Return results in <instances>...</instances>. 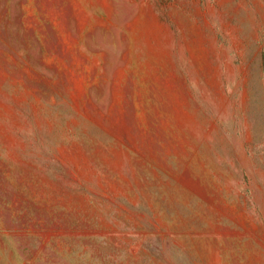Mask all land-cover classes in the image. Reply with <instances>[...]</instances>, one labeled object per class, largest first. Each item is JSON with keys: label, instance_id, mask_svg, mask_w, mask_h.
I'll return each instance as SVG.
<instances>
[{"label": "rangeland", "instance_id": "rangeland-1", "mask_svg": "<svg viewBox=\"0 0 264 264\" xmlns=\"http://www.w3.org/2000/svg\"><path fill=\"white\" fill-rule=\"evenodd\" d=\"M264 0H0V264H264Z\"/></svg>", "mask_w": 264, "mask_h": 264}, {"label": "trees", "instance_id": "trees-1", "mask_svg": "<svg viewBox=\"0 0 264 264\" xmlns=\"http://www.w3.org/2000/svg\"><path fill=\"white\" fill-rule=\"evenodd\" d=\"M263 61H264V55H263Z\"/></svg>", "mask_w": 264, "mask_h": 264}]
</instances>
